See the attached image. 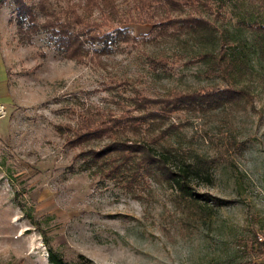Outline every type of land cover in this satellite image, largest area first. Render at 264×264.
I'll return each mask as SVG.
<instances>
[{
  "label": "rangeland",
  "instance_id": "374dc122",
  "mask_svg": "<svg viewBox=\"0 0 264 264\" xmlns=\"http://www.w3.org/2000/svg\"><path fill=\"white\" fill-rule=\"evenodd\" d=\"M65 3L50 0V7ZM226 3L224 21L215 23L249 51L237 84L249 89L251 100L174 114L183 123L179 138L187 151L212 157L231 135L245 142L217 160L210 181L193 180L196 192L230 201L201 211L144 169L142 181L124 182L88 165L79 153L102 147L105 137L76 145L70 139L85 111L121 112L130 89L119 79L151 96L219 81L205 73V63L186 62L216 50L217 42L186 36L145 41L141 37L154 36L151 25L130 23L139 43L112 45L103 67L63 57L43 34L20 42L14 8L8 9L9 17L0 20V104L7 110L0 118V264H52L49 249L73 264H264V50L239 23L264 24V9L253 0ZM118 5L127 14L131 1ZM162 52L185 56L155 70L145 54Z\"/></svg>",
  "mask_w": 264,
  "mask_h": 264
},
{
  "label": "trees",
  "instance_id": "16d2710c",
  "mask_svg": "<svg viewBox=\"0 0 264 264\" xmlns=\"http://www.w3.org/2000/svg\"><path fill=\"white\" fill-rule=\"evenodd\" d=\"M5 1L0 0V5ZM12 1L15 4L12 20L16 23L20 42L32 43L35 36L43 34L57 53L79 63L90 59L105 67L104 55L112 45L138 44L140 39L131 34L130 23L151 25L149 34L154 36L141 37L145 41H157L160 36L164 39L186 36L199 42L216 41V50L196 53L186 62L205 63V73L219 77V81L151 96L128 78L119 79L115 82L130 89V95L123 97L121 112L85 111L70 141L76 145L105 137L107 142L102 147L79 153L88 165L92 162L102 167L105 175H118L124 182L142 181L145 176L140 171L144 169L143 173L151 174L175 188L179 198L198 211L208 204L220 207L230 202L196 192L193 180L201 178L210 181L217 160L227 159L226 155L235 148L244 149L245 142L231 135L225 142L226 147L212 157L187 151L179 138V126L183 123L174 118V114L184 110L205 113L209 108H234L251 100L249 89L237 84L249 67V51L243 46V41L238 40L239 37L231 36L227 29H224L225 34L215 23V19L224 21L226 0H130L127 14L121 12L118 0H66L59 10L50 7V0H37L35 3ZM253 1L264 9V0ZM96 11L99 13L97 17ZM239 23L254 33L253 44L264 50V24L245 20ZM96 45L102 47L95 48ZM184 56L178 54L172 58L164 52L145 54L148 65L155 70L169 69ZM260 246H263L262 242ZM48 256L52 264H73L52 249H49ZM79 256L84 258V255Z\"/></svg>",
  "mask_w": 264,
  "mask_h": 264
},
{
  "label": "crops",
  "instance_id": "0c3cea01",
  "mask_svg": "<svg viewBox=\"0 0 264 264\" xmlns=\"http://www.w3.org/2000/svg\"><path fill=\"white\" fill-rule=\"evenodd\" d=\"M9 8L11 11H13L12 8H15V4L13 3L12 0H7L3 4L0 5V20L1 21L7 18L8 15H6V13L8 12ZM0 63L4 64V62L1 59H0Z\"/></svg>",
  "mask_w": 264,
  "mask_h": 264
},
{
  "label": "built area",
  "instance_id": "2783aa9c",
  "mask_svg": "<svg viewBox=\"0 0 264 264\" xmlns=\"http://www.w3.org/2000/svg\"><path fill=\"white\" fill-rule=\"evenodd\" d=\"M6 114H7V110L5 106L3 104H0V118H3L4 116H6Z\"/></svg>",
  "mask_w": 264,
  "mask_h": 264
}]
</instances>
